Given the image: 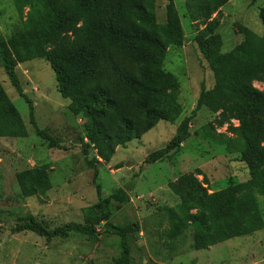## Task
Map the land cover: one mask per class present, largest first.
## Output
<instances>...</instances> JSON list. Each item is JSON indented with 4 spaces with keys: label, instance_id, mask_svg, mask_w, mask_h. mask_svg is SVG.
Returning <instances> with one entry per match:
<instances>
[{
    "label": "trees",
    "instance_id": "1",
    "mask_svg": "<svg viewBox=\"0 0 264 264\" xmlns=\"http://www.w3.org/2000/svg\"><path fill=\"white\" fill-rule=\"evenodd\" d=\"M229 1L186 0L189 19L198 25L195 42L212 72L213 86L200 91L192 114L178 122L170 142L145 160L152 164L180 149L191 136L190 123L202 107L215 115L211 129L202 127L206 141H213L207 132L225 127L218 135L224 151L238 155L248 179L209 192L197 180L202 176L207 183L197 168L169 183L181 200L160 208L161 222L167 223L166 242L170 245L174 234L189 230L196 251L264 229V87L255 85L264 84V32L254 44L243 40L222 52L217 30L221 9ZM11 4L18 20L10 35L4 37L0 32V65L27 104L36 135L51 148H60L57 138L37 126L33 102L23 92L16 72L19 64L34 59L49 64L60 96L69 100L68 111L83 122L81 147L87 165L94 170L95 183L96 158H87L88 148L109 162L116 148L140 139L159 121L174 124L179 119V82L163 68L168 48L182 42L173 0H167L162 23L157 21L156 0H11ZM258 17L264 27V6ZM27 135L24 120L0 83V138ZM48 169L44 164L15 173L22 197L35 195L40 202L46 201L51 188ZM180 188L188 189L190 197L180 196ZM96 194L97 203L83 208L82 224L70 222L50 231L29 216L18 229L48 240L71 232L94 237L96 226L110 220L112 199L128 202L120 190L101 198L99 184ZM131 226L116 228L120 253L112 264H131L127 233L136 231Z\"/></svg>",
    "mask_w": 264,
    "mask_h": 264
},
{
    "label": "rangeland",
    "instance_id": "2",
    "mask_svg": "<svg viewBox=\"0 0 264 264\" xmlns=\"http://www.w3.org/2000/svg\"><path fill=\"white\" fill-rule=\"evenodd\" d=\"M173 1L182 27V42L168 48L163 68L178 79L181 115L174 124L159 121L140 139L116 148L109 162L101 161L88 148L87 158H96L93 159L98 173L96 183L94 170L87 165L82 152L83 122L68 111L69 100L60 96L49 64L34 59L19 64L16 72L23 92L33 102L37 126L57 138L60 148H51L36 135L27 104L11 86L0 65V83L28 132L25 138H0V264H112L120 253L116 228L128 225L136 230L127 233L131 264H264V229L197 251L189 230L174 234L170 245L163 236L167 223L161 222L160 208L181 200L170 188L171 181L177 182L179 177L198 168L207 183L202 176H197V180L211 192L249 177L238 155L224 151L226 147L218 135L225 132V127L207 132L213 139L211 142L203 137L202 127L211 129L209 124L215 116L204 107L194 115L191 136L180 149L171 150L161 161L152 164L145 161L170 142L178 122L192 114L200 91L213 86L212 72L195 42L198 25L189 19L186 0ZM166 3L167 0H156L159 23L165 20ZM262 6L264 0H230L221 9L217 32L222 38V52L232 50L243 40L254 44L262 35L264 27L258 17ZM17 20L11 0H0V32L4 37L11 34ZM255 85L264 87L260 83ZM44 164L48 165L51 182L46 201L40 202L35 195L22 197L15 173ZM96 184L101 187V198L119 190L128 196V202L123 203L112 199L114 211L109 222L96 226V236L71 232L48 240L31 231H19L18 227L29 216L50 231L70 222L82 224L83 208L98 201ZM179 190L184 199L190 197L188 189Z\"/></svg>",
    "mask_w": 264,
    "mask_h": 264
}]
</instances>
